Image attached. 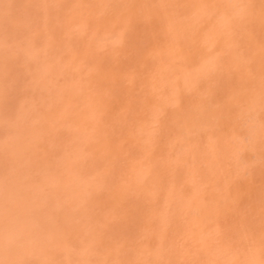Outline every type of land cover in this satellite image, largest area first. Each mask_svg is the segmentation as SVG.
<instances>
[{"label":"rangeland","instance_id":"1","mask_svg":"<svg viewBox=\"0 0 264 264\" xmlns=\"http://www.w3.org/2000/svg\"><path fill=\"white\" fill-rule=\"evenodd\" d=\"M0 264H264V0H0Z\"/></svg>","mask_w":264,"mask_h":264}]
</instances>
